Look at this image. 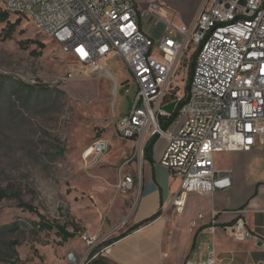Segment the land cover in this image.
I'll use <instances>...</instances> for the list:
<instances>
[{"label":"rangeland","instance_id":"obj_1","mask_svg":"<svg viewBox=\"0 0 264 264\" xmlns=\"http://www.w3.org/2000/svg\"><path fill=\"white\" fill-rule=\"evenodd\" d=\"M201 2L144 0L146 27L156 37L167 24L179 29L194 21ZM15 22L7 39L8 22H0V189L18 196L0 201V264H91L107 253L106 241L131 226L141 158L118 135L116 122L132 108L139 86L118 55L102 72L67 77L71 59L59 44L9 12V23ZM194 53L189 45V60L179 66L167 98L186 93ZM100 139L109 149L91 164L85 152ZM124 175L135 182L127 193L119 188ZM20 199L50 221L77 228L76 236L62 242L55 229H40L38 214L21 207ZM13 222L18 229L1 228ZM86 236L96 238L94 247Z\"/></svg>","mask_w":264,"mask_h":264},{"label":"built area","instance_id":"obj_2","mask_svg":"<svg viewBox=\"0 0 264 264\" xmlns=\"http://www.w3.org/2000/svg\"><path fill=\"white\" fill-rule=\"evenodd\" d=\"M0 7L32 21L59 44L71 59L69 78L102 72L115 55L125 60L139 89L130 111L118 118L116 132L135 141L141 159L147 139L167 141L160 163L180 178L172 195L176 212L183 210L189 192L232 187L233 171L216 165L217 153L264 148V0H203L191 26L167 24L160 37L143 28L149 10L138 0H0ZM189 45L194 52L199 49L190 88L169 99L174 75L189 60ZM173 102L178 116L165 127L173 112L164 106ZM108 149L109 142L100 139L84 157L96 164ZM134 186L130 175L119 182L124 193ZM197 224L192 220L191 229ZM247 226L242 210L233 224L234 237L245 239ZM85 240L90 247L96 244L94 237ZM216 263L212 250L193 264Z\"/></svg>","mask_w":264,"mask_h":264},{"label":"crops","instance_id":"obj_3","mask_svg":"<svg viewBox=\"0 0 264 264\" xmlns=\"http://www.w3.org/2000/svg\"><path fill=\"white\" fill-rule=\"evenodd\" d=\"M138 2L145 7L144 0ZM193 22L183 25L189 27ZM145 23L143 28L156 37ZM123 140L135 146L133 139ZM166 145L167 141L158 137L151 157L136 163L139 195L130 227L155 218L113 242L101 257L104 263L193 264L212 250L216 264L264 263V148L217 153L216 165L233 171L232 187L211 193L189 192L183 210L176 212L172 195L179 189L180 178L160 163ZM242 210L248 220V234L239 240L232 228ZM199 214L203 217L198 219ZM192 220L198 224L191 229Z\"/></svg>","mask_w":264,"mask_h":264},{"label":"trees","instance_id":"obj_4","mask_svg":"<svg viewBox=\"0 0 264 264\" xmlns=\"http://www.w3.org/2000/svg\"><path fill=\"white\" fill-rule=\"evenodd\" d=\"M0 22H8V25L6 26V28L4 29V33L3 36L5 39L10 38L14 32L16 31L17 28V23H9V12L6 10H3L0 7ZM19 22V21H18ZM41 47H44L43 44H41ZM198 50L197 49L195 51V53L193 54V59H192V63L189 66V75H188V83L186 86V93L188 92L189 88H190V81L194 72V66H195V62H196V57L198 54ZM40 54V52L38 53ZM184 103V100L180 103V105H182ZM178 116V109H176L171 117L169 118V121L167 123H165V127H167L172 121H174L176 119V117ZM158 136H153L151 137L148 142L145 145V151H144V157H151L152 154V150L154 147V144L157 140ZM18 197L17 193H9L6 190L0 189V201L3 200L4 198H9V197ZM19 205L21 207H23L26 210H29L31 212H35L38 214L39 216V221L35 222V225L39 226L40 229L42 230H56V233L59 237H61V241L62 242H67L69 239L74 238L77 234V228H74L73 230H70L67 225H63L57 222H52L49 219H47L43 214H41L36 207H34V205H32L31 203H27L24 202L23 200H19ZM155 218V216L151 217L150 219L134 225L132 227H130L127 231H125L124 233H121L120 235L114 237L113 239H110L109 241H106L105 244H112L113 242L125 237L126 235H128L130 232H132L133 230H136L137 228H139L141 225L146 224L148 222H150L151 220H153ZM1 228H12V229H18L19 228V224L17 222H13L9 225H4ZM104 261L101 258L96 259L95 261H93L91 264H101Z\"/></svg>","mask_w":264,"mask_h":264},{"label":"water","instance_id":"obj_5","mask_svg":"<svg viewBox=\"0 0 264 264\" xmlns=\"http://www.w3.org/2000/svg\"><path fill=\"white\" fill-rule=\"evenodd\" d=\"M174 107H175V103L173 102V103H171L169 105L164 106V109L169 111V112H173Z\"/></svg>","mask_w":264,"mask_h":264},{"label":"snow or ice","instance_id":"obj_6","mask_svg":"<svg viewBox=\"0 0 264 264\" xmlns=\"http://www.w3.org/2000/svg\"><path fill=\"white\" fill-rule=\"evenodd\" d=\"M81 54L82 55H87L83 50H81Z\"/></svg>","mask_w":264,"mask_h":264}]
</instances>
